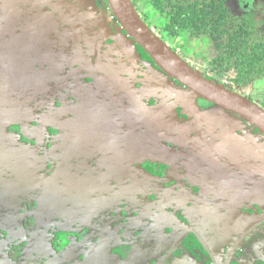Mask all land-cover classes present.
<instances>
[{"label":"flooded vegetation","instance_id":"obj_1","mask_svg":"<svg viewBox=\"0 0 264 264\" xmlns=\"http://www.w3.org/2000/svg\"><path fill=\"white\" fill-rule=\"evenodd\" d=\"M102 4L105 34L74 15L79 63L64 24L25 32L44 59L0 52V264H264V219L243 232L264 213L263 134L195 98ZM126 87L162 107L143 114Z\"/></svg>","mask_w":264,"mask_h":264},{"label":"water","instance_id":"obj_2","mask_svg":"<svg viewBox=\"0 0 264 264\" xmlns=\"http://www.w3.org/2000/svg\"><path fill=\"white\" fill-rule=\"evenodd\" d=\"M84 1L85 2L76 0V3L79 4L82 9L79 10L69 6V4L61 0H0V38L3 36L5 39L10 40L13 35V30L16 28V34H18L19 39L16 42L13 41L14 46L20 47L22 45V47L24 46L23 50H26V41L23 42L27 37L25 32L29 35V38H34L38 35L30 33L33 23L27 19L21 21L23 19L20 17L28 16L31 13L34 14V11L41 12L42 14L45 13L44 10H41L42 8H49L51 12H53L52 14L58 19H52L45 13V16L39 18L36 23L45 26L46 22H50L53 24L54 29H60L63 24L67 26L72 31L75 47L74 57L70 62L79 63L85 60V52L82 43L81 29L74 15L79 13L85 18L95 21L103 34H105L106 28H108L107 23L103 20L104 15L100 14L96 6L92 5L91 0ZM108 2L123 29L153 57L161 68L186 85L194 93L193 96L195 98L210 101L244 118L264 136V109L262 107L243 95L235 93L221 85L212 83L194 71L190 65L172 51L168 45L148 27L138 14L132 0H108ZM62 3H64L67 8L63 6ZM22 5L24 8H22ZM74 9L77 11H74ZM40 20H43L44 23H41L42 21ZM20 30H23L24 33H20ZM8 46L12 45L8 44ZM43 50L45 51V49ZM17 52L20 55L29 56V53L21 54L20 49H18ZM0 62L3 64V58L1 57ZM94 77L97 83L105 89V85L102 84L101 76ZM106 90L109 92V89ZM125 90L128 94V100L131 106L141 111L143 114H151L162 107H149L144 104L141 98L129 87H126ZM263 219L264 213L259 215L255 221H252L243 232L250 231L257 221L259 222ZM241 238L238 239L236 244L239 243ZM213 258L217 264H221L216 257Z\"/></svg>","mask_w":264,"mask_h":264},{"label":"rangeland","instance_id":"obj_3","mask_svg":"<svg viewBox=\"0 0 264 264\" xmlns=\"http://www.w3.org/2000/svg\"><path fill=\"white\" fill-rule=\"evenodd\" d=\"M61 1L69 4V6L75 7V9L82 10L80 5L76 3V0ZM132 1L138 12L146 19L148 25L152 27L158 35L162 36L167 44L173 47L188 62H192L197 69H199L202 73L207 74V77L212 78L219 85L226 86L231 91L234 90V92H239L241 95L248 97L251 101L264 108V78L258 79L249 87L239 88L235 86L232 80L235 73L233 71H227V68L225 69V67L221 65L219 59L221 41L213 39V36L211 37L213 28L209 25L212 21L209 17H211L212 11L210 13L206 12V14H208L206 19H211V21H205L201 24L197 21L198 19L195 20L196 14L193 13L192 26L195 30L194 35H192L189 31L184 30H182L179 34H176L171 27L167 26L170 18L177 20L180 16H182L179 15V12L184 13L186 10L194 11L195 5L196 9L198 7L204 8V6L208 4L207 1L212 0H174L173 4L176 8L174 14H170V16L168 13L163 15L162 12L164 7H160L159 4L155 3L157 0ZM213 1L217 3L215 8L216 13L214 14L216 22L220 25L227 26V31H229V29L233 30L235 27L240 28L241 34L245 35L249 40L248 46H255L258 33L264 30V0ZM99 2L103 3L102 5L105 7L109 6L112 10L108 0H91L92 5L96 6L100 14L104 13L102 11L104 8L99 5ZM75 9L74 11H77ZM210 9L212 10L211 7ZM44 11L47 15L49 14L50 18L56 19V16L50 15L51 13L48 10L44 9ZM76 15L81 19V21H84L85 17L81 16L79 13ZM54 31L53 24L50 22H46L45 26L34 22L30 29V33L36 35L47 32L49 33L50 39L55 35ZM16 32L17 29L14 28L12 38L10 40L4 38L5 40L2 42L3 49L0 50V52L5 55V58L10 66L19 58V54L17 52L18 49H20L21 54L29 53L36 61L44 59L41 56L38 57L37 53L31 51L32 46L28 47L26 50H23L24 46L22 47V45L20 47H15L13 41L16 42L19 39ZM36 43L37 42L35 41L32 45H35ZM8 44H11L14 47L8 46ZM126 45H129V43ZM37 57L41 59H38ZM259 208L264 210V206Z\"/></svg>","mask_w":264,"mask_h":264},{"label":"trees","instance_id":"obj_4","mask_svg":"<svg viewBox=\"0 0 264 264\" xmlns=\"http://www.w3.org/2000/svg\"><path fill=\"white\" fill-rule=\"evenodd\" d=\"M151 1V0H150ZM174 0H157V4L163 8V15L168 13L174 14L175 5ZM208 4L204 8L198 7L195 10H186L184 13L179 12V19H169L167 26L171 27L176 34L181 33L182 30L189 31L194 35L195 30L192 26L193 13L196 14L197 21L201 24L205 21H212L209 25L213 28V36L215 40L221 41L219 59L221 65L227 68V71H233L235 73L232 79L235 86L239 88H246L255 83L258 79L264 78V30L259 32L257 35L256 45H250L248 38L241 34L240 28H234L233 30L227 31V26L220 25L216 22L214 14L216 13L217 3L215 1H207ZM168 3V4H167ZM212 8V10L210 9ZM212 11V12H211ZM207 13L211 14V19ZM217 23V24H216ZM195 26V23H194Z\"/></svg>","mask_w":264,"mask_h":264},{"label":"crops","instance_id":"obj_5","mask_svg":"<svg viewBox=\"0 0 264 264\" xmlns=\"http://www.w3.org/2000/svg\"><path fill=\"white\" fill-rule=\"evenodd\" d=\"M21 21H24V20H21Z\"/></svg>","mask_w":264,"mask_h":264},{"label":"bare ground","instance_id":"obj_6","mask_svg":"<svg viewBox=\"0 0 264 264\" xmlns=\"http://www.w3.org/2000/svg\"><path fill=\"white\" fill-rule=\"evenodd\" d=\"M107 32V31H106Z\"/></svg>","mask_w":264,"mask_h":264}]
</instances>
